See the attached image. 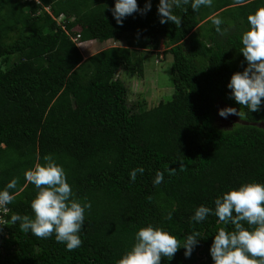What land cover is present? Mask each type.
Masks as SVG:
<instances>
[{
	"label": "trees",
	"instance_id": "obj_1",
	"mask_svg": "<svg viewBox=\"0 0 264 264\" xmlns=\"http://www.w3.org/2000/svg\"><path fill=\"white\" fill-rule=\"evenodd\" d=\"M145 3L137 0L140 9ZM150 3L121 26L110 11L115 0H0V191L18 181L8 189L13 201L0 207V264H117L149 225L181 244L200 234L190 257L181 247L160 264H213L214 235L234 228L215 216V199L245 183L264 184V99L252 112L227 87L247 67L241 36L264 0H213L198 11L182 4L173 8L180 27L161 24L159 0ZM74 27L80 40L125 43L84 58L67 33ZM160 43L172 58V96L130 105L116 74L141 78L145 57ZM218 106L242 115L219 125ZM45 155L63 168L72 198L91 204L78 233L82 243L72 251L55 234L38 238L11 222L14 214L34 218L38 190L24 173L44 164ZM137 168L144 172L133 182L129 173ZM158 171L163 181L155 185ZM200 206L213 213L196 222Z\"/></svg>",
	"mask_w": 264,
	"mask_h": 264
},
{
	"label": "clouds",
	"instance_id": "obj_2",
	"mask_svg": "<svg viewBox=\"0 0 264 264\" xmlns=\"http://www.w3.org/2000/svg\"><path fill=\"white\" fill-rule=\"evenodd\" d=\"M237 3L240 0H236ZM213 0H159L158 14L160 23L172 22L180 27L182 19L173 14L174 7L190 5L193 11L201 6L211 7ZM150 0H146L144 9H140L137 0H115L114 8L110 11L116 23L122 26L125 17L133 13L141 14L150 10ZM187 11V8H184ZM249 28L242 33V48L240 52L247 61L243 72L231 75L227 85L231 89L232 98L241 106L252 112L259 111L261 101L264 99V6H260L247 16ZM217 33L223 35V23L219 17L213 18ZM67 31L70 38L79 43V27ZM120 44H123L122 42ZM119 76V72L116 74ZM219 116L227 118L229 115L241 116L242 112L227 107L218 110ZM45 163H36L33 168L25 171V179L38 190L31 201V210L34 218L14 214L11 222H19L21 231L31 233L38 238H49L55 234L57 242L64 243L68 251L78 248L82 241L78 233L84 224L85 209L91 204L83 205L72 198L71 186L61 166L55 163L51 155L43 157ZM143 168H137L129 173L134 182L137 173L143 174ZM163 181V173L157 172L154 184ZM17 179H12L6 189L0 191V207L10 204L14 197L8 189H14ZM214 214L224 224L234 226L232 231L220 228L214 235L210 247L213 264H264V184L249 182L236 189L229 188L214 201ZM7 210V209H5ZM213 213V209L200 206L195 210L192 219L203 221L206 216ZM167 219H171V213ZM246 222L251 229L245 228ZM200 234L193 232L184 238V243L162 228L149 225L138 229L135 243L118 260L117 264H160L162 257L169 260L183 247L185 257H190L193 248L197 245Z\"/></svg>",
	"mask_w": 264,
	"mask_h": 264
},
{
	"label": "rangeland",
	"instance_id": "obj_3",
	"mask_svg": "<svg viewBox=\"0 0 264 264\" xmlns=\"http://www.w3.org/2000/svg\"><path fill=\"white\" fill-rule=\"evenodd\" d=\"M113 40L97 41L92 40L79 43L83 57L112 45H121V42H112ZM125 43L124 41L122 42ZM164 45L159 44L156 52L147 54L144 59V72L141 78L128 76L122 69L119 71V77L123 79L128 88V103L130 105L145 101L146 104H157L160 100L166 101L171 98L173 93V82L171 76L172 58L169 54L163 55ZM227 108L218 106V110ZM236 120L235 115H229L223 118L217 114V123L227 125L230 121Z\"/></svg>",
	"mask_w": 264,
	"mask_h": 264
},
{
	"label": "built area",
	"instance_id": "obj_4",
	"mask_svg": "<svg viewBox=\"0 0 264 264\" xmlns=\"http://www.w3.org/2000/svg\"><path fill=\"white\" fill-rule=\"evenodd\" d=\"M78 36H79V35L77 34L76 37H78ZM5 209H6V208H3V212H6V211H7V210H5ZM2 221H4V220L0 219V222H2ZM1 231H2V229H0V234L2 233Z\"/></svg>",
	"mask_w": 264,
	"mask_h": 264
},
{
	"label": "crops",
	"instance_id": "obj_5",
	"mask_svg": "<svg viewBox=\"0 0 264 264\" xmlns=\"http://www.w3.org/2000/svg\"><path fill=\"white\" fill-rule=\"evenodd\" d=\"M88 41H92V40H87V42H88ZM84 42H86V41H84Z\"/></svg>",
	"mask_w": 264,
	"mask_h": 264
}]
</instances>
